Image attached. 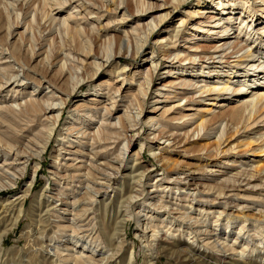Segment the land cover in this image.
<instances>
[{"label":"rangeland","instance_id":"rangeland-1","mask_svg":"<svg viewBox=\"0 0 264 264\" xmlns=\"http://www.w3.org/2000/svg\"><path fill=\"white\" fill-rule=\"evenodd\" d=\"M55 1L63 3L61 5L63 8L60 11H53L52 17L56 22L48 18L46 23L48 25H46L44 17L45 14L49 12L48 8H50V6L45 5L42 0H0V85H4L7 82L6 80L12 75L17 76V83H19V86L21 85V81H23L24 84V86L21 85L20 87H17L15 84L13 92L10 90L14 86H10L0 94V124L6 125V127L0 125V264H75L73 260L76 257L80 258L83 262L86 261L84 263L90 264L93 262V259L99 260L108 258L115 253H119V255L122 256L119 261L120 263L118 262L119 264H228V262L229 264H240L237 262L248 264L251 261V257H249L251 255L259 264H264V253L259 254V251H264V221L258 220L259 213L264 211L262 197L254 198V200L249 199V201H241L238 198L230 200L233 205H238L236 207L237 210L234 209L233 211V209L229 210V208H233V205L230 206V204L225 203V201H222V203L225 204L220 203L219 205L209 203L216 197L213 193L212 195L197 193L193 190L194 188L191 190L174 189V191H172L169 189L170 187L162 191L163 187L158 188V192L152 193L149 197L144 193L145 197L138 200L135 204L130 203V198L133 196L135 197L137 194H135L136 192L134 190H130L129 188L134 185V181L139 172L142 173L145 169L153 167V165L157 167L155 170L158 171H155L150 181L147 182V184H149L147 191L150 193L152 190L156 191V188L153 189V187L158 183L156 181L157 178H167L165 172L162 171L153 160V152L158 156L162 153V150L159 149L160 145H153L151 149L153 151L149 149V141L155 136L152 134L155 133L158 135L161 130L165 132L169 131L176 135H184L186 131L190 130L188 126L185 128L176 127V125L171 126V123L183 115L194 114L195 111L182 114V112L178 110L176 114H172L171 120H167L162 116V120H165L166 123L164 122L163 124V122H161L162 126L156 127L155 129L148 127L147 123L149 116L145 117L142 115L140 125L137 127L138 132L128 133V135H126V133L120 134L119 130L122 127L119 126L117 119L119 116L124 115L125 108L130 107L132 103H134L137 85L144 81L143 78L146 73H150L148 69L150 67V61L152 60V50L154 49L152 45L159 37L162 36L172 41L170 34H173L175 29L189 30L190 28L191 31L189 34L181 38L176 48H174V50L182 51L181 56L185 57L190 53L187 49L191 46L209 44L211 38L218 41L216 39L217 36L211 38L205 37V32L209 29L215 30L214 32H221V29H213L215 24H218V21L213 23L214 21L209 20L211 17H216L218 20L224 18V20H221L222 32L226 29L234 28V30L231 31L232 43L238 42L240 39V41L244 40L243 44H245V39L248 38V36L242 39L245 34L244 31L239 39L234 38L236 35H239L240 28L242 29L244 27L240 25L241 20L245 19L243 16L239 15L240 11L231 12L227 10L225 11L226 14L229 12L233 14L230 16L221 15L218 10H207L209 7L205 5H209L210 0H190L189 4L184 6L174 17V20L164 28V31L169 32V34L159 33L160 35L157 34L150 38L148 46L144 49V51H146L144 55L134 59V44H131L132 47L128 48L127 54L124 57L110 61V63L100 71L97 77H94L92 80L87 78L89 74H91L90 72H93L91 63L94 62V60H87L81 57L83 54L81 49L82 42L85 43L87 40H90L89 43H93L92 54L96 56L97 59L95 62L97 64H103V58L107 53H110L111 50L114 55L117 53L116 40L121 32L126 31L125 34H127L128 31H134L138 25H140L139 28H142L144 24V21H142L143 19L147 21L154 20L159 16V12L153 11L144 15V18L140 20L139 18L133 20L130 16L129 19L124 22L123 19L125 16H123V12L125 10L123 12L115 10L114 7L109 4L110 0ZM82 1L92 2L91 6L95 9L89 10H93L94 13L91 16L92 18L89 17L91 19L87 18L89 15H85L87 11L82 12L80 9H73L79 5L78 2L82 3ZM145 1L148 4L152 3L158 5L155 1ZM64 2H66V4ZM198 2L202 5H197ZM198 10L207 12V14L203 16L196 15ZM134 12L135 7L133 4L127 6L126 13L133 15ZM69 13H72V17L77 16L73 18L74 20L71 19V22H68L69 26L73 28L80 24V28L84 30L86 34V37L83 38L82 41L79 37L78 39L76 38V40L70 39L68 35L71 33H68L67 30L66 32V27L61 25L65 16H68ZM234 13H236V15H234ZM187 14L189 15L185 16ZM189 16L193 18L190 22L188 21V28L185 29L186 24L178 28L180 19L183 17L188 19ZM98 18L100 20H97ZM229 18L236 19V22H234L235 24L229 25ZM18 23L20 26L14 30L15 33L13 32V35H11L13 37L8 36L9 31H13V28ZM247 25H249V21L246 26ZM101 27L102 31H100ZM198 28L202 29L199 30L200 32L196 33L195 29ZM253 29L254 34L257 31L259 33L260 31H264V23L262 26H253ZM235 32L236 34H234ZM194 35L199 37L196 38ZM199 39H207L208 41L204 42ZM111 42H113V46L109 48L108 45ZM259 42L253 45V43L251 44V41H249L248 44L257 47ZM211 44L215 45L216 43ZM34 50L35 53H39L40 55L43 54L37 60L32 59L31 56V52ZM261 50V53L264 54V45ZM254 51H257V49L255 48ZM80 53L82 54L80 55ZM159 53L160 51H158V54ZM162 53L163 51L160 53V56L158 55L160 59L163 57ZM57 57H59V59ZM48 58L50 62L46 63ZM259 58H261V56ZM147 59H149V61L145 62ZM52 60L57 63L54 65V61ZM83 60H87V65L80 63ZM197 60H199V57ZM226 60L230 61L233 65L237 63V59L228 58ZM63 62L65 65L67 64L66 70L69 71L65 79L60 83L59 67ZM262 62L263 59L256 62L257 66L261 65ZM223 66L224 65H215L216 68L213 70L229 73L231 75L232 70L230 71L227 68H223L224 71H221L223 70ZM235 69L238 71L242 70L239 67ZM124 70L127 71L125 74L122 73V71L125 72ZM171 70L174 73V76H172L174 79L168 76H162V80H158L157 82L156 88L164 91L160 99L154 94L157 90L154 88L155 90L152 91L154 93L148 98L149 103L146 106L143 105L142 108L147 110L149 105L156 100H160V103L165 102V97L167 98V96L171 98L168 103L171 108L178 105V103H174L175 95H173V93L176 91V93L179 94L182 93V90L177 91L176 88L172 89L170 86L163 89V85H166L168 82L176 81L179 84V81L175 79V77H177V74L175 75L177 71L168 66L167 70L162 72L168 73ZM197 70L201 71V68L198 67ZM198 73H196V75ZM118 74L121 75L119 80L126 77L129 84L122 94V100L121 97L117 99L118 102L120 100L122 101H120L121 108L119 112L105 121L102 120V117L106 115V113L104 114L105 108L110 105V101L108 100L109 95L107 96V94L109 90L115 92L113 91L114 88L119 89L120 86L114 83L115 85L112 87H108V89L104 87L103 90L100 85L103 82L109 81V79L111 80L112 75L117 76ZM42 77H46L56 85L58 91L52 87H47V85L42 88L37 87V83ZM206 78L204 82L203 79H195L193 81H202V84L207 85L209 83L213 84L215 81H220L215 78ZM115 79L117 78H114V80ZM181 79H186L188 82L192 81V78L184 77ZM78 80L81 84L77 86ZM225 80L227 79L225 78ZM237 80L239 79L235 81ZM15 81L16 80H12L11 82L15 83ZM130 84L132 85L131 87L129 86ZM100 89L103 90L100 91L99 94L102 96H96L95 91H99ZM73 92L74 94L71 96L69 105L64 110V113L61 114L58 122L54 120V122H56V131L49 141L47 149L43 152L40 148H42L47 141L46 133L49 128H51L53 122L52 120L47 121L46 119L52 115L45 116L43 113H38L36 116L32 117V119L26 118L22 119V121H17L15 119L10 120L8 118L7 121L4 122L1 119V117L7 118L4 116H9L12 111L25 112L26 104L32 100L45 102L50 101L49 98L53 97V100H55L53 104L59 106L61 104V99H66V96ZM133 93H135V95H133ZM130 95H133V97L129 98ZM192 96V92H187V98H191ZM230 97L231 96H229V98ZM91 99H97V105L90 103L89 101ZM234 100L235 99L232 101ZM229 103L235 104L234 102ZM185 105L186 102L184 101L183 108ZM236 105L237 104L233 106ZM82 106H90L97 110H87V112H83L81 110L83 109ZM164 106L165 104H162L160 107L164 108ZM203 106L195 108L203 109ZM136 108L137 107H131L130 112L134 111L130 113L131 116L138 113ZM107 114L109 113L107 112ZM161 114H163V110L156 116ZM23 115H25V113H23ZM105 119H107V117ZM103 123L108 125L109 123L117 124V130L115 128H108L110 129L108 131L106 128L104 136V128L101 129L104 127L103 125H105ZM155 123H157V121ZM72 129L86 131L89 139L88 137L81 139L76 134L69 137L68 135L72 132ZM98 130L103 133L101 136L102 138L99 140H102L105 145H101L97 149L98 146L92 148V140H90V138L93 139L95 137L93 133H97ZM77 131L73 132L76 133ZM216 132L219 135L222 132V127L218 128ZM90 133L91 136H89ZM138 133V137L131 138V136ZM260 133H264V130ZM61 134L62 136H60ZM253 137L259 139L260 134L254 135ZM63 138L66 139L63 140ZM125 139L131 141L132 144L134 143V146L130 147V152L126 155V164L128 168L117 175L115 171L107 168L104 169L103 165L105 163H110L114 156L116 157L119 155V148L124 145ZM179 139H183V137ZM179 139L177 140L179 141ZM79 140L80 143H78ZM189 140H187L185 144H181L177 141L176 147L178 151L183 154L174 159L181 162L184 168L188 165L193 167L199 165L198 170H200L203 166H200L201 163L199 162V159H201L199 157L203 154L201 148L214 142L197 140H194L197 142H193L192 138ZM164 142L165 141H162L161 143ZM259 143L260 142L256 144L258 145ZM141 145H144V149L140 152ZM161 147L164 146L161 145ZM59 149H66L69 154L61 153V156L58 157ZM97 151H100L105 156L100 157L99 155L96 158L93 153ZM39 153L41 154L38 157L37 154ZM135 155H137L136 158ZM261 161H263V159H261L260 156L248 155L246 157L237 158L234 162H230V168L234 169L232 171L227 167L223 168V165H218L216 167L210 166L206 170L209 172L213 171L216 177H201L200 182H202L204 187L208 185H217L222 179H225V177H231L243 170L251 171L258 165H264L260 164L263 163ZM139 164L141 165L139 166ZM140 168L141 171H136V169L138 170ZM88 169L91 170L89 174H94L100 179H104V177L101 176L103 174L112 175L113 177L116 176L115 185L108 191L105 189L106 187L98 185L106 183L103 180L94 181L93 177L88 180L87 175H85ZM222 175L224 176L222 177ZM31 184L33 185L31 191L26 193ZM203 186L201 187L202 190L204 188ZM93 197L95 198L94 202L92 201ZM207 200L208 202H206ZM210 206L215 207L211 208ZM243 209L247 210L246 212H248L247 215H249V220L245 222H243V220H235V223L230 224L228 227V216L230 214L232 216H237L238 213L241 214ZM189 218L193 221L190 220L191 222H189ZM124 219L128 220V222L122 223ZM197 219L200 222H198ZM195 221L197 225H192L191 223ZM147 223L149 228L160 227V229H163L162 233H164L162 234L163 237L160 236V239L162 237L161 241L159 242L157 240L158 242L155 245L156 249H153L151 256V252L149 253L148 247H145V243L141 238V229L145 227L142 225H146ZM222 229H224V233L223 231L221 232ZM211 231H214V233L219 236L220 240H227L230 243L231 241L233 243L237 242L238 246L240 244L239 249L237 248L238 252H242L243 249L248 250L246 255L248 260H246V256L241 257L240 255L232 256V260L228 262H224L222 259H213L210 255L204 256L203 251H206L207 248H205V243L203 241L206 242L207 237L204 236L203 233ZM169 237L172 239H169ZM193 247H197V250L201 249V252L193 253L191 250ZM258 248H261V250ZM250 253L251 255H248ZM72 255L74 256L72 257ZM67 258L70 261L67 262ZM218 258H223V256ZM90 259L91 261H89ZM72 261L73 263H71Z\"/></svg>","mask_w":264,"mask_h":264},{"label":"bare ground","instance_id":"bare-ground-1","mask_svg":"<svg viewBox=\"0 0 264 264\" xmlns=\"http://www.w3.org/2000/svg\"><path fill=\"white\" fill-rule=\"evenodd\" d=\"M42 1L44 2L45 5L50 6V8H48L49 12L47 14H45V17H44L45 24L47 23L48 18L50 20L55 21L54 18L52 17L53 11L62 10L63 7L61 5L63 3H60V2L55 1V0H42ZM150 1H155L158 5H154L152 3L148 4L145 0H110L109 4L111 6H113L115 10H117L118 12H123L125 10L123 12V16H125V18L123 19L124 22L127 21V19H129L130 16H131V19H133V20H135L137 18H139V20H140L141 18H144L143 17L144 15H147L153 11H158L159 16H157V18H155L154 20H149V21H147L146 19H143L142 21H144V24H143L142 28H139L140 25H138V27L136 29H134V31H131V32L128 31L127 34H125L126 31L121 32L120 36L116 40L117 53L114 55L112 53L113 52L112 50L110 51V53H107L108 52L107 51L106 52L107 55L104 57L105 59L103 58V64H101V63L97 64L95 62L97 59H96V56H94L92 54L93 43H89L90 40L89 41L87 40L85 43L82 42L81 49H82L83 54L80 53V55L82 54L81 57H84L87 60H94V62L91 63L93 72H90L91 74H89L87 79L93 80L94 77H97V75L100 73V71H102L110 63V61H112L114 59H119L120 57H124L127 54L128 48L132 47L133 44H134V55H133L134 59H136L137 57H139L141 55H144L146 52V51H144V49L148 46V42L150 41V38L153 36H156L159 33L169 34V32L164 31V28H166V26L172 20H174V17L177 15V13H179L180 10L184 6L189 4V2H190V0H150ZM64 3L66 4V2H64ZM78 3H79V5L73 9L74 10L80 9V11H82V12L87 11L85 15H89L87 18L91 19L92 18L91 16L94 13H93V10L92 11H89V10L95 9V8H93V6H91L92 2L90 3L87 1H82V3L81 2H78ZM130 4L131 5L133 4L135 7V12L133 15L126 13V8ZM197 5H202V4L200 2H198ZM205 6L209 7V8H207V10H211V9L218 10L221 15H226V16L227 15L230 16L233 14L230 12L226 14L225 11H227V10L231 11V12L240 11L239 15L243 16L245 18V19L241 20L240 25L244 26V27L242 29L240 28L239 35H236L234 38L239 39L240 35L242 34L243 31L245 32V34L243 35L242 39H244L245 36L246 37L248 36V38L245 39V44H243L244 40L240 41V39L238 42L232 43L231 42V39H232V37H231L232 32L231 31H233L234 28L226 29L225 31L222 32L221 20H224V18L218 20L216 17H211L209 20L214 21L213 23H215V21H218V24H215L213 29H221V32H214L215 30L209 29L205 32V37L211 38L213 36H217L216 39L218 41H215L214 38H211L209 40V42H210L209 44H205V45L203 44L201 46H199V45L191 46L190 48L187 49L190 53L188 55H186L185 57H182L181 56L182 51L174 50V48H176L178 41L181 38H183L185 35L187 36L189 34V32L191 31L190 28H189V30L187 28H188L189 22L192 20L193 17L191 18L189 16L188 19H185L184 17L181 18L179 21L180 24L178 26V28H179L181 25L186 24L185 29H187V30H182V29L176 30L175 29L174 33L170 34L172 41L168 40L167 38L165 39L161 36L152 45L154 49L152 50V57H151L152 60L150 61V67L148 69V72H150V73H146L145 77L143 78L144 81L137 85V93H136L134 103L131 102L132 105L128 108H125L124 115L123 116L121 115L117 118L118 122H119V126L122 127L119 130L120 134L126 133V135H128V133L138 132L137 127L140 125V121H141L140 119H141L142 115L145 117L149 116L148 117V123H147L148 127L155 129L156 127L162 126L161 122H163V124H164V122L166 123L165 120H162V116L167 120H171L172 114H176L178 110H180V112H182V114L183 113H189L192 111H195V113L183 115L182 117H179L176 121L171 123V126L176 125V127L179 126V127L185 128L186 126H188L190 128V130L186 131L184 133V135H180V134L176 135V134H172V132H169V131L165 132V131H161V130L159 131L158 135H156L155 133L152 134L155 136L152 140L149 141V149L151 150L152 146L155 144L160 145L159 149L162 150V153H160L158 156L157 154H155L153 152V160H154V162L157 163V166L160 167V169L165 172V175H167V178H161V179L157 178L156 181L158 183L153 187V189L156 188V191L152 190L150 193L147 191V188L149 187V184H147V182L150 181V178L154 174V172L158 171V170H155L157 167L153 165V167H151L150 169H145V171H143L142 173L139 172L138 175L136 176V180L134 181V185H132V187L129 188L130 190L131 189L134 190L136 192V193L135 192L134 193L137 194L135 197L133 196L132 198H130L131 204H133V203L135 204L138 202V200H141L142 198H144L145 197L144 193H146L147 196L149 197L152 193L158 192V188H163V187L164 188L162 191H165V189H168L170 187L169 189H171L172 191H174V189L191 190L192 188H194L193 190L197 193L207 194V195L208 194L212 195V193H213V195L214 196L216 195V197L214 198L213 201L209 202L213 205H216V204L219 205L220 203H222V201H225V203H228L231 206V205H233V203L230 202V200H233L235 198H238L241 201H249V199L254 200V198H261L262 197L263 198L262 201L264 202V195H263L264 194V165H258L257 167H255L254 170H251V171L243 170L239 173H236L235 175H233L231 177H227V178L225 177V179L221 180V182H220L221 184L219 183V184L214 185V186L208 185V186L204 187L202 185V182H200L201 177H209V176L216 177V175H214L213 171L209 172L206 170L210 166L216 167L218 165H223L224 166L223 168L227 167V168L231 169V171L234 170L233 168H230V162H234L235 159H237V158L246 157L248 155L260 156V158L263 159V161H261L263 163H260V164H264V133H262V134L260 133L261 131L264 130V54L261 53V51H262L261 49L264 45V31H260V33L257 31L255 34L253 32V30H254L253 26H257V25L262 26L264 23V0H210L209 5H205ZM106 7H108V6H106ZM119 10H121V11H119ZM98 11L100 12L99 9H98ZM76 12H78V11H76ZM193 14H190V15H193ZM204 14H207V12H202V11L198 10L196 13V15H199V16H203ZM188 15L189 14H187L185 16H188ZM234 15H236V13H234ZM76 17L77 16L72 17V13H69L68 16H65V19L63 20L61 25L66 27L65 31L67 30L68 33H71L68 35V36H70V39L76 40V38L78 39V37H79L82 41L83 38L86 37V34L84 33V30H82L80 28L81 27L80 24L74 26L73 28H71L68 24V22H71L70 21L71 19L76 18ZM89 17H91V18H89ZM92 20H94V19H92ZM97 20H100V19L98 18ZM228 20H229L228 21L229 25L235 24L234 22H236V19L234 20V18L233 19L229 18ZM237 20H239V19H237ZM248 21H249L250 26L249 25L246 26ZM46 25H48V24H46ZM19 26H20L19 23L17 25H15V27L13 28V31L12 30L9 31L8 36L13 35L14 30L19 28ZM200 29H202V28L195 29V32L196 33L200 32L199 31ZM100 31H102V27H101ZM50 34H51V32H50ZM234 34H236V32ZM194 36H196V38L199 37L197 35H194ZM11 37H13V36H11ZM199 40H203L204 42L208 41L207 39L206 40L199 39ZM249 41H251V44L253 43V45H255L259 41L260 42L258 43V46L255 47V46H250V44H248ZM211 43H216V44L213 45ZM112 46H113V42H111L108 45L109 48H112ZM255 48L257 49V51H254ZM2 51L4 52L3 48H2ZM158 51H160V53L163 51V53H162L163 57L161 59L159 57L160 53L158 54ZM42 55H40L39 53H35V50L31 52L32 59H35V60L39 59V57H41ZM52 56H53V54H52ZM260 56H261V58H259ZM198 57H199V60H197ZM57 58L59 59V57H57ZM57 58H56V60H57ZM228 58L229 59H237V63L233 65L232 63H230V61L226 60ZM260 59H263V62L261 63V65L257 66L256 62H258ZM87 60H83L80 63L87 65ZM52 61H54V60H52ZM147 61H149V59L145 60V62H147ZM201 61H202V63H201ZM48 62H50L49 58L46 61V63H48ZM67 62H69V61H67ZM56 63L54 61V65ZM77 63H79V62H77ZM66 65L63 62L61 64V66L59 67L60 68L59 69L60 70L59 71L60 72V75H59L60 83H61V81H63L65 79V77L68 74L69 70L68 71L66 70ZM215 65H224L222 67V69L227 68L230 71L232 70L231 75L229 73L218 72L216 70H213L216 68ZM168 66L171 69H174L175 71H177V73H175V75L177 74V77H175V79H177L179 81V84L176 81L175 82L174 81L168 82L166 85H163V89L170 86L172 89L176 88L177 91L182 90V93L178 94V93H176V91H174V93H173V95H175L174 96V100H175L174 103H178V105H175V107L171 108L170 104H168L169 100H171V98L167 96V98L165 97V102L160 103V100H156L150 104L152 107L149 105V108H147V110L142 108L143 105L146 106L149 103L148 98H149V96L152 95V93H154L152 91L155 90L154 88H156L158 80L159 81L162 80V78L164 76H168L169 78L174 79V77H172V76H174V73L172 70L169 71L168 73L162 72L164 70H167ZM51 67H53V66H51ZM198 67L201 68V71L197 70ZM238 67L241 68L242 70L238 71L235 69ZM48 69L51 70L50 68H48ZM81 69H79V70H81ZM125 70H126V68H125ZM206 70H208L209 72ZM77 71H76V74H77ZM221 71H224V69ZM126 72L127 71H125V72L122 71L123 74H125ZM78 73H79V71H78ZM196 73H198V74L196 75ZM187 74H189V75H187ZM120 76H121L120 74H118L117 76L112 75L111 80L109 79V81L103 82L100 85L101 89L103 88V90H104V87H107L106 89H108V87H112L113 85H115L114 83L119 84V86H120L119 89L114 88L113 91H115V92H111V90H109L107 96L109 95L108 100L110 101V105H109V107L105 108L104 114L106 113V115H103L102 120L106 121V120L112 118L114 115H116L119 112V109L121 108L120 101L122 100V94L127 89L129 81L126 79V77H124L122 80H119ZM261 76H263V77H261ZM184 77L192 78V81L188 82L186 79H184V80L181 79ZM206 77H208V79H211V78L214 79L215 78V79H218L220 81H215L213 84L209 83L210 85L209 84L208 85L202 84L204 81H206V79H207ZM114 78H117V79L114 80ZM225 78L227 80H225ZM195 79H203V82L202 81H193ZM236 79H239V80L235 81ZM242 79H244V80H242ZM12 80H16L15 83H12L11 82ZM17 80H18V78L16 75L10 76L9 79L6 80L7 82L4 85H0V94H2V92L5 91L6 89H8L10 86H14L10 90L11 92H13L15 89V84L17 85V87H20L21 85L24 86L23 81H21V85L19 86L18 85L19 83H17ZM72 80H73V78H72ZM37 84H38L37 87H39V88H42L45 85H47V87H52L58 91V88L56 87V85H54L46 77H42L38 81ZM79 84H81V83L78 80L77 86ZM106 85H108V86H106ZM129 86L131 87L132 85L130 84ZM179 86H181V87H179ZM101 89L99 91H95L96 96H102V95H99L100 91H103ZM156 89L157 90L154 94H156L158 99H160V97L164 93V91L163 90L161 91L159 88H156ZM59 92H61V91H59ZM167 92H169V91H167ZM187 92L188 93L192 92L193 96L191 98H187L186 97ZM73 94H74V92L72 94L66 96L67 97L66 99H61V104L59 106L53 104V101H55V100H53V97L49 98L50 101H45V102L44 101L43 102H39V101L37 102L36 100L31 99L32 101L28 102V104H26V106H25V112L12 111L10 115L8 114L9 116H4L7 118L1 117V119L4 122L7 121L8 118L10 120L15 119L17 121H22V119H26V118L32 119V117L36 116L38 113H43L45 116L52 115L51 117H47V119H46L47 121L52 120L53 122L51 124V128H49V130L46 133L47 141L45 140L46 142H45L44 146L42 148H40L43 152L47 149L49 141L52 139L53 134L56 131V122H58L59 118L61 117V114L64 113V110L68 107L71 96ZM133 95H135V93H133ZM133 95H130L129 98H132ZM229 96H231V97L229 98ZM119 97H121V100L118 102L117 99ZM15 98H17V97H15ZM233 99H235V100L232 101ZM184 101L186 102V105L183 108V102ZM89 102L92 103L93 105H97L96 102H98V101H97V99H91ZM229 102H234L237 105L233 106L235 104H230ZM162 104H165L164 108L160 107ZM202 106H203V109L195 108V107H202ZM131 107H137L136 111L138 113L131 116L130 113L134 112V111L130 112ZM95 109L96 108L93 109L90 106H84L83 109H81V110L83 112H87V110L94 111ZM133 110H135V109H133ZM161 110H163V114L156 116V115H158L159 112H161ZM107 112L109 114H107ZM23 113H25V115H23ZM106 117H107V119H105ZM54 120H56V122H54ZM156 121H157V123H155ZM103 124H105V125H103L104 127H102L101 129L104 128V136H105L106 128L107 129L108 128H113V129L115 128L117 130V128H116L117 124H112V123H109V125L106 123H103ZM0 125H2V127H6L5 124H0ZM221 127H222V132L218 135L216 130H218V128H221ZM22 129H24V128H22ZM77 130H79V129H77ZM77 130L72 129L71 130L72 132L68 136L72 137L73 134H76L81 139L88 137L86 134V131H82V130L77 131ZM109 130L110 129H108V131ZM73 131L74 132L77 131V132L74 133ZM61 133H62V131H61ZM258 134H260L259 139H257L256 137H253L254 135H258ZM93 135H95V137L93 139L90 138V140H92V145H91L92 148H94L95 146H98L97 147V149H98L101 145H105L102 140H99L100 138H102L101 137L103 135L102 131L98 130V132L93 133ZM60 136H62V134ZM89 136H91V133L89 134ZM138 136H139V133L131 136V138H135ZM182 137H183V139H179ZM191 138L193 139V142H197V141H206V142H212L213 141L214 142V143H209V144H207L201 148V151L203 154L199 157V158H201V159H199V162L201 163L200 166H202V165L203 166L200 170H198L199 165H196L194 167L191 165H188L187 167L184 168V166H182L181 162H178L177 159H174L175 157L182 156V154H183V153L179 152L178 148L176 147L177 146L176 143L178 141L177 139H179V141H178L179 143L185 144L186 141L191 139ZM65 139L63 138V140H65ZM88 139H89V137H88ZM194 140H197V141H194ZM162 141H165V142L161 143ZM258 142H260V143L257 145L256 143H258ZM78 143H80V140ZM114 144H116V143H114ZM161 145H163L164 147H161ZM132 146H134V143L132 144L131 141H127L125 139L124 145L121 148H119V153H118L119 155H117L116 157L113 155L114 158L111 160V162L105 163L103 165L104 169L107 168L109 170L115 171V173H117V175H119L123 171H125L128 168L127 164H126V162H127L126 155L128 152H130V147H132ZM9 148H11V147H9ZM68 148H70V147H68ZM143 149H144V145H141L140 152ZM10 150H12V149H10ZM151 151H153V150H151ZM41 153L37 154V156L39 157ZM61 153L69 154L68 150L59 149V156L58 157L61 156ZM105 153H107V152H105ZM242 153H243V155H242ZM184 154H186V153H184ZM93 155L96 158L99 155H100V157L105 156L100 151L93 153ZM136 156L137 155H135V158H136ZM58 157H57V160H58ZM183 157H186V156H183ZM235 163H237V162H235ZM140 165L141 164H139V166ZM66 168H68V167H66ZM90 171L91 170L88 169L87 174H85V175H87L88 180H89V178L92 179L91 177L94 178V181L95 180H103L106 183H104V184H98L97 183V184L99 186L102 185V187H106L105 189L108 191H109V189H112L113 185H115L116 176L113 177L112 175H104V174L101 175L100 174L101 176L104 177V179L103 178L100 179L99 177H96L94 174H89ZM136 171H141V168L138 170L136 169ZM223 176L224 175H222V177ZM84 177H86V176H84ZM90 182H91V180H90ZM32 186L33 185L31 184L29 190H27L26 193H29L31 191ZM202 186L204 187L203 190L201 189ZM104 195H106V194H104ZM94 199L95 198L93 197L92 198L93 202H94ZM206 202H208V200ZM225 203H222V204H225ZM237 206H238L237 204L233 205L232 206L233 208H229V210H232V209H233V211H234V209L237 210L236 209ZM210 207L212 208L215 206H210ZM163 208H165V207H163ZM246 208H248V207H246ZM85 210H86V208H85ZM246 211L247 210L243 209L241 214L238 213L237 216H232L230 214L228 216L229 219L227 220L228 227L230 226V224L235 223V220H243V222L248 221L249 215H247L248 212H246ZM208 216H209V214H208ZM258 217H257L258 220L264 221V211L259 213ZM190 220H192V219L189 218L188 221L191 222ZM262 221H260V222H262ZM127 222H128V220L124 219L122 223H127ZM198 222H200V221L198 220ZM191 224L197 225L196 221L194 223H191ZM142 226H145V227H142L143 229H141L142 230L141 231V238L145 243V247L146 246L148 247L149 253L151 252V254H150V256H151L153 249L154 250L156 249L155 248L156 243L158 241L160 242L162 237H163L162 236V234H164V233H162L163 229H160V227L149 228L148 223L146 225L143 224ZM191 227H193V226H191ZM227 230H228V228H227ZM222 231H223V233L225 232L224 229H222L221 232ZM246 233H248V232H246ZM203 234H204V236L207 237L206 242L203 241L205 243L204 244L205 248H207L206 251L205 250L203 251L204 256L210 255L213 259H216V260L222 259V260H224V262L225 261L228 262L229 260H232V256L240 255L241 257H245L247 255L248 250H246V249H243L242 252H238L237 248L239 249L240 244L238 246L237 242L233 243L231 241V243H230L227 240L226 241H224L222 239L220 240L219 236L217 234H215L214 231L213 232L211 231L208 233H203ZM160 236H162L161 239H160ZM172 236H174V235H172ZM170 238L171 237H169V239ZM239 238H240V235H239ZM199 240H201V239H199ZM238 240H240V239H238ZM232 243H233V245H232ZM122 247H121V249H122ZM261 248H258V249L261 250ZM159 250H161V249H159ZM191 250L193 251V253H200L201 252V249L197 250V247L196 248L193 247V249L191 248ZM259 252H260L259 254L264 253L263 250H261ZM61 254H63V253H61ZM118 255H119V253H115L114 255H111L108 258H103V259H99V260L93 259V262H91L90 264H119L120 263L119 261L122 258V256H120V255L118 256ZM248 255H251V253ZM73 256L74 255H72V257ZM220 256H223V258H218ZM72 257H70V258H72ZM249 257H251V261L248 264H259L258 261H256L254 258H252V255ZM246 258H247V256H246ZM246 260H248V258ZM68 261H70V260L68 259L67 262ZM73 261L75 262V264H86V263H84L86 261L83 262V261H81L80 258H77V257L74 258ZM73 261L71 263H73ZM89 261H91V259ZM237 263L243 264V262H237ZM228 264H229V262H228ZM261 264H263V263H261Z\"/></svg>","mask_w":264,"mask_h":264}]
</instances>
